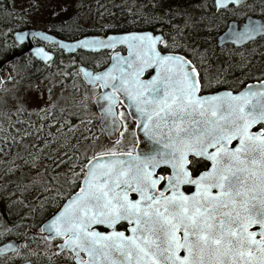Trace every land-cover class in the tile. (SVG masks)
<instances>
[{
  "label": "snow or ice",
  "instance_id": "6c2138e0",
  "mask_svg": "<svg viewBox=\"0 0 264 264\" xmlns=\"http://www.w3.org/2000/svg\"><path fill=\"white\" fill-rule=\"evenodd\" d=\"M229 3L240 0H215L217 9ZM257 35H264V23L249 20L241 28L232 26L228 38L240 44ZM121 42L129 44L128 58L116 57L111 68L95 76L84 73L90 83L101 86L96 100L105 131L111 135L117 126L113 110L121 100L116 94L123 93L135 110L130 115L146 135H154L161 125L175 132L164 145L170 150L158 152L159 160L145 157L143 163L140 156L104 164L90 159L80 192L52 218L49 232L64 238L63 246L74 253H85L88 259L77 258L76 264H264V136L248 131L253 123L264 121V82L259 90L237 95L197 96V69L189 67L184 56L169 52L162 37L144 33L122 37ZM158 43L165 48L158 50ZM79 44L111 47L114 38ZM36 52L48 59L42 50ZM153 66L156 75L139 80ZM108 87L112 93L103 91ZM237 139L235 148L226 147ZM189 152L210 160L211 168L190 176L185 168ZM160 163L168 164L172 173L154 196L151 190L162 177L154 178L151 169ZM181 184L194 185L195 192L185 195L179 191ZM169 189L171 194L165 195ZM129 190L139 199L130 200ZM125 220L131 235L91 228H113ZM252 225H259V241L253 239L257 232L249 231ZM181 249L183 256L178 255Z\"/></svg>",
  "mask_w": 264,
  "mask_h": 264
},
{
  "label": "trees",
  "instance_id": "16d2710c",
  "mask_svg": "<svg viewBox=\"0 0 264 264\" xmlns=\"http://www.w3.org/2000/svg\"><path fill=\"white\" fill-rule=\"evenodd\" d=\"M38 1L46 9L44 20L47 22L48 32L58 38L73 40L85 35L151 31L162 34L166 39H180L184 42L180 48L196 50L195 56L204 66L210 64L213 68L210 71H221L219 65L222 63V71L238 74L240 81L264 79V37L251 43L249 55L240 62L231 58V52L221 53L215 47L217 35L225 29L230 18L241 20L248 14L264 21V0H249L244 7L237 10L245 12L241 15L235 9L228 8L224 12L231 14L225 16H221L224 13L215 12L213 0ZM21 3L23 0H0V60L13 51L22 49L13 42L12 33L32 28L34 21L29 13L40 10L38 5L30 4L20 15L14 9H19ZM45 47L55 56L51 66L45 67L30 55H26L8 66L10 77L13 76V66L21 75V81H24L43 78L45 72L61 58L72 61V56L63 55L55 47ZM83 55H87L84 61H73L65 72L67 80L79 88L84 86L77 70L79 64L99 71L109 60L108 52ZM4 86L6 82L0 86L2 225L15 216H42L47 212L44 210L60 205L79 185L84 172L83 166L93 155L90 152L99 143L103 145L105 142L90 100L52 106L48 110L40 111L11 109L7 102L8 91L2 90ZM64 172L78 173L73 184L69 185L66 180L60 179ZM64 188L68 190L67 193H64ZM34 193L47 202L43 205L45 208L41 214L24 213L23 205L19 203L11 206L8 204L13 200H29ZM31 208L28 206L25 209Z\"/></svg>",
  "mask_w": 264,
  "mask_h": 264
},
{
  "label": "flooded vegetation",
  "instance_id": "af4514ba",
  "mask_svg": "<svg viewBox=\"0 0 264 264\" xmlns=\"http://www.w3.org/2000/svg\"><path fill=\"white\" fill-rule=\"evenodd\" d=\"M225 12L224 10L221 11V13H225ZM243 19L244 17L241 20L230 18L229 21L236 20L237 22H241ZM165 41L167 42V50L169 52L184 56L197 69L198 79L201 84L200 90L198 91V96L214 94L220 91H230L236 93L241 91L247 84L252 82H257V81H251V82L240 81L239 77H237L238 75L237 73H236L237 75H235L230 71H222L224 67L222 63L219 65L221 71H215V72L210 71L213 68L210 66V64L204 66V64L198 59V57L195 56L196 50L193 49L189 50L187 48L185 49V48L177 47L176 44L172 42L173 40L171 38L169 39L165 38ZM175 41H177V39ZM179 42L181 43V45H184V42L182 41ZM34 44L40 45L41 43L34 39ZM250 45L251 43L240 48H235L231 45H226L221 48H217L215 42V47L218 52L221 53L231 52V58H234L238 62L244 60L247 57V55L245 57H242L240 54L244 51H247ZM20 47L22 48L20 51H22L25 46L23 45ZM164 48H165V44L159 45V50ZM119 51L122 54L125 53L124 49H120ZM153 73L154 72L152 70L145 72L144 75L142 76V79L146 80L150 78L153 75ZM117 111H118L117 116L119 111L125 115V119H121L118 116L121 125L124 122L132 124V136L128 140L127 145H123V147L120 149L117 148L114 151L106 152L103 154H113V153L135 154V150L137 148V138L135 136L136 124L128 117L126 110L121 104L118 105ZM262 129H264V124H259L253 127L250 132L253 134H260L264 136V132L261 131ZM173 136H175V132ZM237 145H238V141H232L227 145V148L233 149ZM169 150L170 149L167 148L166 152H168ZM186 160L187 163L185 164V168L188 170L189 175L192 177H197L200 175V173L208 171L211 165V163L208 162L207 160L203 159L202 157H197L193 155L191 152L187 154ZM84 172H83V176H84ZM171 173H172V169L168 164L163 163L162 166L156 169L155 173L153 174V177L154 178L162 177V179H160V182L156 185V188L154 190H151L154 196L159 195L160 191L163 190L164 185L167 183L168 177L171 175ZM79 186L80 183L77 186L76 190L72 192L70 195L75 193L78 190ZM179 191L184 193L185 195H191L192 193L195 192V186L191 184H181L179 185ZM215 191H216L215 189H212L213 193H215ZM164 194L170 195L171 190L169 189L168 191H165ZM128 197L130 200L133 201L137 200L138 198L136 194H129ZM65 200L55 208H50V210L49 209L44 210L45 207H43V205L47 202L43 200L41 196L39 197V199L35 201V205H31V202L28 200L18 201L19 204L23 205L22 212L24 213L36 212L41 214L43 210L47 212L43 213L42 216L36 215L35 217L34 215L15 216L4 223V228H1V230L4 231V234L2 237H0V246L5 243L11 242L16 244V249L6 254L0 255V264H76L77 258H79L81 261L88 259V257L85 255L83 251L74 253L72 249H61V245H63L64 243V238L62 237H53L51 239H48L45 236L37 234L38 232L41 231L42 225L59 211V209L64 204ZM28 206L32 208L25 209ZM30 222H32V225H30L31 224ZM91 228L93 230L103 232L105 234L110 231V229L107 228L105 225H95ZM129 228L130 225L126 220L119 221V223L114 226L115 231L124 232L126 236L129 235ZM249 231L257 232V235L253 237V239L256 241L260 240L259 225H252L249 228ZM178 235L182 237L183 235L182 231L179 232ZM253 251L255 252V247H253ZM178 255L179 256L184 255L182 249L178 253ZM256 255L258 256L259 253H256ZM245 259H247V257Z\"/></svg>",
  "mask_w": 264,
  "mask_h": 264
},
{
  "label": "water",
  "instance_id": "95a60500",
  "mask_svg": "<svg viewBox=\"0 0 264 264\" xmlns=\"http://www.w3.org/2000/svg\"><path fill=\"white\" fill-rule=\"evenodd\" d=\"M249 2V0H240L239 4H232L229 3L226 7H222L220 9H217L215 6V0H213V5H214V9L216 12L218 11H222L225 10L229 7H233L234 9H238L241 8L242 6H244L245 4H247ZM249 20H254L258 23H264V21L259 18V17H255L252 15H247L241 22H237L235 20H230L225 29L216 37V47L217 48H221L223 46L226 45H231L235 48H240L243 47L253 41H256L258 38L260 37H264V35H257L255 37H253L251 40H246L243 43L237 44L232 42V40H230L228 38V33L231 32L232 30V26H236L237 28H241L243 27ZM32 33H39L40 35H36L33 36ZM144 33H150L153 36H160L162 37V39L165 41L164 37L160 34V33H153L151 31H130V32H124V33H110L107 35H88V36H83L74 40H63L60 39L54 35H52L51 33L45 31V30H40V29H23V30H17L14 31L12 34L13 37V41L15 42V44L19 45V46H25L24 49L20 52L18 51H13L12 53H10V55L8 57H6L5 59L0 60V84L7 81L10 77V72L8 69V65L11 64L12 62L18 60L19 58H21L24 55H30L33 59H35L36 61L41 62L44 66H50L51 63L53 62L54 59V54L48 50H46V48L42 45H35L33 40H38L39 42L43 43V44H48V45H53L55 46L59 51H61L63 54L65 55H73L75 53H77L78 51H82V52H87V53H99L102 51H109L110 53V61L109 64L102 70L98 71V72H93L91 69L85 67V66H79L78 70H79V74L81 76V79L83 81V83L85 84V86L90 87V88H94L96 86L99 87V92L93 97L92 99V103L93 106L95 108V111L98 115V119H99V128L102 131L105 139L110 142V143H114L117 141L118 139V134L120 132L121 129V123L117 117V111L116 108L118 107L119 104H121L124 109L127 112L128 117L135 122V136L137 138V148L135 150V154H131V153H113V154H99V155H95L93 157H91L90 159H94V163H107L109 160L115 158L117 160H125L127 161L129 159V156L131 157H136V156H140L141 157V161L140 163H143V160L145 157L148 156H152L154 159L159 160V156L157 155L158 152H166L167 148L164 147L165 143L168 142V138L169 135H174V131L169 133L168 127H165L163 125H161V127L158 130H155V126H153L154 130H155V134L152 136L146 135L145 134V129L143 127L142 124H138L137 120L132 118V115H130V113H134V109H130L128 106V103L125 102L127 101V97L123 94V93H117L116 95L118 97L121 98L120 102H118L114 108V114L117 120V126L116 128L112 131V134L109 135L106 131H105V127H104V122L102 120V114L99 110V105L97 103L96 97L99 96V94L101 93L102 89L101 86L99 84L93 85L92 83L89 82L88 78L84 75L85 72L90 73L92 76H95L97 73H103L104 71L108 70L109 68H111L113 66V64L116 62L115 58L116 57H123V58H128L130 55V50H129V44L127 42H121V38L122 37H129V39H131L132 36H139L142 35ZM22 37V38H21ZM112 37L114 38V45L111 47H82L80 46L79 42L80 41H89V42H93V41H104L105 43H108V38ZM159 45H163V43H158L157 44V48L159 50ZM124 49L125 53L122 54L120 51H118V49ZM36 49H40L42 50L43 53H45L48 56V59H45L43 55H40L36 52ZM176 54V53H174ZM180 55V54H179ZM134 58V57H133ZM186 59V58H185ZM187 60V59H186ZM189 61V60H187ZM123 67L125 69H127V65H123ZM189 67H194L190 61H189ZM152 70L154 73L153 75H156V69L155 66L153 67H149L146 68L145 71L143 72V74H141L139 76V80L141 81H146L151 79L150 78L143 80L142 76L144 75L145 72ZM161 73H163V69H161ZM120 73L117 72L116 75H119ZM264 82V80L258 81V82H252L247 84L241 91L233 93L230 91H220L214 94H209V95H203L205 97L207 96H223L224 93H231L233 95H237L240 92L243 91H247L250 88L254 89V90H259L262 87V83ZM104 92L107 93H112L113 89L111 87L105 88L103 89ZM196 95L198 96V92L196 93ZM107 101L105 100H100V104H106ZM259 124H264V121H257L256 123H253L250 128L248 129V131L250 132L251 129ZM171 125L169 124V127ZM251 133V132H250ZM159 141V142H157ZM233 141H238L239 144V140H233ZM228 145V144H227ZM226 145V147H227ZM214 149H209V151H212ZM203 159L207 160L208 162L211 163L210 160L206 159L205 157H202ZM88 159L87 162L84 164V170H85V165L88 164V161L90 160ZM163 163H160L158 165V167L162 166ZM156 167L155 169H151L152 170V174L155 173L156 169L158 168ZM211 168V165L209 167V169ZM208 169V170H209ZM85 179V177L83 176L82 180L83 181ZM121 187H124L123 185ZM80 188H81V182H80V186L78 188V190L73 193L72 195H70L64 202V204L62 205V207L59 209V211L57 213H59L61 211V209H63L65 207V205L68 203V201L75 195L78 194L80 192ZM129 194H136L138 196V194L136 192L133 191H128V196ZM139 199V196L137 198V200ZM56 213V214H57ZM55 214V215H56ZM54 215V216H55ZM53 216V217H54ZM51 217L48 221H46L42 227H41V231L38 232L37 234L45 236V237H58L55 236L54 233L49 232L47 225L50 223V221L52 220ZM119 223V222H118ZM117 223V224H118ZM95 225H92L91 227H93ZM115 226V225H114ZM114 226L113 228H109L110 231L114 230ZM108 228V227H107ZM43 229V230H42ZM107 234V233H106ZM129 235H131V232L129 231ZM50 238V239H51ZM49 239V238H48ZM64 245V243H63ZM63 245H61V249H70V248H66ZM16 249V244L15 243H5L3 245L0 246V255L6 254L10 251H13Z\"/></svg>",
  "mask_w": 264,
  "mask_h": 264
},
{
  "label": "rangeland",
  "instance_id": "374dc122",
  "mask_svg": "<svg viewBox=\"0 0 264 264\" xmlns=\"http://www.w3.org/2000/svg\"><path fill=\"white\" fill-rule=\"evenodd\" d=\"M30 4H36L40 8L39 11L34 10L35 12L32 13L30 11L29 14H31V20L34 21L33 29H41L48 31L47 22L44 17L46 9L43 8L41 2L38 0H23V3L20 4V8L14 9L16 10L20 15L21 13L27 10V5ZM48 5L50 3H47ZM32 10V9H31ZM246 10H248L246 8ZM245 12L237 11V14L241 15ZM227 14L231 13H224L221 14V16H225ZM16 16L14 17L15 20ZM46 22V24H45ZM83 24V23H82ZM89 25V24H86ZM173 43L176 44L177 47H180L181 41L180 39L175 41L176 39H172ZM249 49L247 51L242 52L240 55L242 57L248 56ZM87 55H83V53H79L77 56L72 57L71 59L67 58H61L58 60L54 66H52L50 69H48L44 77L41 79H33L28 80L25 79L24 81H21V75L18 71H16V67H12L13 70V76L10 77V79L6 82V86L2 87L3 91H8L7 93V102L10 104L11 109H26L29 111H40V110H48L52 106L57 105H65V104H72L76 102H88L90 100L91 105L94 109V106L92 104L93 97L98 93L97 88H87L85 86L78 87L76 85H73L71 82L67 80V75L65 74L66 69L69 66H71V63L73 61H84L85 57ZM70 62V63H69ZM73 64V63H72ZM10 70V68H9ZM95 110V109H94ZM118 112V111H117ZM118 116L121 119H125V115L119 111ZM98 116L97 121L98 123ZM132 136V124L131 123H122V129L119 133V140L117 143H107L104 142L102 145L99 143V146H96L95 149L90 152V154H96V153H106L116 150L117 148L120 149L123 147V145H127L128 140ZM97 136H94V138ZM105 141V140H104ZM126 142V143H125ZM125 143V144H123ZM89 154V155H90ZM75 173L71 172H64L62 173V176H60L61 180H66L69 185L73 184V182L76 180ZM82 178V177H81ZM80 178V180H81ZM39 180L41 178H38ZM79 180V181H80ZM64 193H67L68 190L64 188ZM53 196H56L55 194H52ZM39 194L34 193L29 198L28 201L31 202V205H35V201L39 199ZM14 203H18V201H10L9 205H12ZM1 228H4V225L0 224V237L3 236L4 231L1 230Z\"/></svg>",
  "mask_w": 264,
  "mask_h": 264
}]
</instances>
